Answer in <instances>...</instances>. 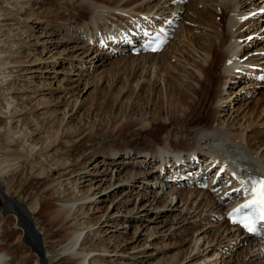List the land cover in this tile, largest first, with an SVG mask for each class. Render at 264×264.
Here are the masks:
<instances>
[{
  "label": "rangeland",
  "instance_id": "rangeland-1",
  "mask_svg": "<svg viewBox=\"0 0 264 264\" xmlns=\"http://www.w3.org/2000/svg\"><path fill=\"white\" fill-rule=\"evenodd\" d=\"M148 2L150 7L156 0L153 2L152 0H147V3H143L138 10L141 9L140 12L149 11L148 5H146ZM77 3L74 2L73 4L76 5ZM94 3L96 2L94 1ZM96 4L100 5L101 3L97 2ZM0 5L2 6L0 10L7 8L8 12L7 21L4 22L7 25L1 24L0 26V38H10L14 41V45L10 43L6 47L8 54L11 46V57L9 59L11 63L7 66L11 68L8 70H13V72L11 71L12 74L8 76L9 80L6 81L9 83L8 85L13 84L8 95L9 97L11 96L9 101L15 98L21 104V109L18 108L19 115H15L12 121L13 124L15 125L17 123L16 120L21 117V122L23 121L21 126L25 123L30 125L32 123L31 118H36L39 122L46 125L48 123L47 118H49L51 112H54L59 119L57 124L60 120H64V122H68L70 128L75 127L74 134H66L60 141L58 140V143L55 144L50 152L42 155L47 163L52 165V162L56 159L57 161L68 159L71 167H82L84 164L88 166L92 162L93 166H100L102 169L104 167L102 162L112 157L108 156L111 151L121 150L122 160L126 153L136 154L139 149H156V151H159L158 147L164 146L161 140L165 142L172 141L165 134L167 129L172 126L168 124L170 121L166 124L163 123L166 121L164 119L167 111L166 102L170 96L168 82L178 87L190 82L191 77H188L184 71L192 70L195 73L193 63H202L200 61V49L196 48V46L193 49L190 47L191 44H187L185 39L177 40L178 38L176 37L180 34L182 26L189 27V33L196 37L197 43L203 42L207 44L206 36L202 35L205 31V25L201 26L191 23L189 18L184 15L186 5L182 9L184 11V22L180 21L178 31L175 33L176 36H174L166 50L167 52L165 51L166 53L164 54L166 55L165 58L167 57V61L171 62V65L169 67H158L157 64L161 62V57L146 58V66L143 69L141 68L143 71L139 69L130 71V68L121 66L124 62H126V65L129 64L134 56H104L101 51L96 50L91 44L77 40L79 26L86 22L89 16L78 14L73 9L74 5L70 6L67 0H0ZM20 5H22L21 8ZM169 6H171L170 3ZM201 7L202 4L198 5V9ZM103 10L106 14L107 8H103ZM153 10H155L156 14H159L157 6ZM99 11L102 12L101 9ZM120 11L122 9L117 12ZM243 11V13L246 12V10ZM33 14L39 15L37 21L34 20ZM170 14V12L166 13L167 16ZM27 15L29 16L28 18ZM185 18L188 20H185ZM263 21L264 19L259 23L260 26L258 28L255 27L257 25L253 22L249 21L248 24L250 26L254 24L253 27L259 29ZM211 24L208 25L209 28ZM227 25L228 22L226 23ZM9 27L12 29L9 30ZM117 28L116 30H118ZM244 29L246 30V28L241 30L245 34ZM249 31L253 32L249 36L258 34L255 29ZM208 33L212 34L213 30L208 31ZM259 33L258 37L260 38L256 39L255 36V39L248 40L249 44L252 45L251 47L245 43L246 41L241 43L242 46L246 44L243 46L245 49L249 47L247 51L243 50L242 54H240L242 58L245 53L243 57L244 63H241V66L245 65V76L248 78L243 77L244 75L242 74L241 76L246 78V80H239L241 77H234L233 75L227 80L225 90L222 92L226 102L223 103V107L218 113V120L222 126H225L228 122L234 128H244L245 125L252 122V117L259 112L260 108L259 104H257L253 115L245 113L247 109L249 112L253 111L257 98L264 95V86H256L257 74L261 73L264 66L260 67L261 71L251 68L254 65L255 67L260 66V59L257 57L264 54L262 53L263 51H260L257 57H253L258 52L257 49L254 50L255 45L264 41L262 39L264 31ZM7 34H10V36H6ZM250 38L252 37L247 39ZM243 39L245 38H241L240 42ZM254 52L256 53L254 54ZM12 53L14 54L12 55ZM246 57L252 58L255 62L246 63V61H249ZM228 60L229 58H227ZM117 61H119V64ZM154 62H157V64ZM117 67L119 68L118 70ZM213 68L211 69V74L218 72L216 71V64ZM235 78L237 80L234 82ZM248 83H254L255 86L253 84L248 85ZM258 85L261 84L259 83ZM6 88L1 83V98ZM209 89L211 90L207 92L206 89L200 91L199 104L201 108L209 109L206 104L213 101V98H207V95H212L215 90L212 87ZM158 101H160L161 115H164L162 116L163 129H159L156 132L160 128L158 123L152 125L153 127L156 125V129H151L150 126L140 129L141 125L153 120V114L157 109L155 103H158ZM193 110L194 107H191L189 111ZM263 115L264 112L260 115L261 117H258V120H261L262 117L264 118ZM141 119L143 124L139 125L140 123H137V121ZM185 119H181V122L185 121ZM0 124L3 123L0 122ZM17 125L20 126V123ZM30 128L32 127L30 126ZM184 135L188 140L194 142V137L196 136L191 133ZM33 138L34 142H39L42 139V134L34 133ZM253 141H251V144ZM202 144L209 145V143L204 142ZM14 145L11 146L13 148L11 161H18V163L11 165V170L3 180L6 182L10 198L17 204L29 207V205H35L44 199V195L39 194L37 191L43 185L44 179L37 176V174L40 170L44 171L46 167H43L42 163H34L33 160L31 161L32 164L30 161L28 162L24 154L16 149L18 144ZM263 147H261V150L264 149ZM130 160L132 159L130 158ZM123 161L126 160L124 159ZM113 165L117 166L116 164ZM133 165L136 164L133 163ZM118 166H120L119 175L120 172H129V169H131L133 172L144 171L146 176L149 174L146 171H150L153 168V165H141L132 169V164L129 163L125 165L118 164ZM76 177H80V175ZM136 178H132L133 181L129 183V188L122 186L110 192L116 187L114 185L106 193L96 195L98 199L103 201L99 200L98 202L96 200L91 205L87 202L82 204L85 206L83 212H85L86 216L81 221H84L85 226L93 225L91 230L87 231L85 229L83 235L91 234L89 238L98 239L92 242V247L97 249V251L91 254V256L95 254L94 258L97 264H126L125 261L129 259V256L136 257L138 262H140L139 264H174L178 260L180 261L179 264H188L192 256V261L196 260L195 262H198V264H264V252L254 257L251 262L247 261V243L251 242L250 239V241L247 239L244 245L237 248L233 246L238 240L234 236L230 237V233L225 230V225H222V220H220L219 211L209 210L212 208V205L208 203L210 195L203 197V202L206 205L203 203L197 207L193 212L196 216L191 217L190 220H183L179 225L172 226V221L181 220L182 216L184 217L188 211L191 212L194 209L192 204H190L192 208L189 210V199L186 204H183L185 200L181 201L180 199L187 197L191 192L197 194L198 190L183 189L180 190L181 193H175L172 186H163L161 188L162 181L152 185L151 188L145 189L137 184L138 182H134ZM73 179H75L74 176L72 177ZM79 182L78 178V186H82V189L87 188L84 185L86 182ZM71 184L69 185L71 186ZM138 194H145V199L140 200V195ZM209 194H212L215 198L217 197L214 192ZM155 195L164 196L161 198L162 203H155V199H153ZM127 201L129 203H126ZM170 201H172V208L168 206ZM115 203L118 204V207L114 209V217L117 216V218L113 222L114 226L110 227L102 221L105 218V207L107 205L113 206ZM153 206L157 208L154 209ZM133 207H135L133 212L126 213ZM142 207L150 211L147 214L153 218V221H147L145 216H143V219H139L140 208ZM199 211L200 215L197 216ZM11 213L7 203L0 195V217L9 219L8 225H11V220H13V213ZM193 214L191 213V215ZM101 215L103 217L99 219ZM187 216H189V213ZM33 222L35 225L37 224V230L40 229L41 237H47L51 234L54 236L62 234L59 228H54L53 225L46 223L43 213L34 215ZM146 222L149 223L150 229L155 232L151 237L148 236V232L142 229V224ZM112 228L116 230L113 232ZM111 234L113 236H110ZM15 238L16 234L12 235L11 231H9L6 236L7 244L15 241ZM24 240L30 246V240L27 237ZM145 242L146 245L144 244ZM149 243H152V246H148ZM134 247L136 248L134 249ZM143 248H146L145 250L149 252H154V254L152 256L148 255V252H143ZM158 248L161 249L158 251ZM101 249L109 250L107 257H96L99 253H102ZM111 250L112 252H110ZM156 251L157 253L155 254ZM104 253L107 254V252L102 254ZM185 254L187 256L184 258ZM257 259L259 261L254 263ZM41 260L40 264H65L60 255L51 258L44 253Z\"/></svg>",
  "mask_w": 264,
  "mask_h": 264
},
{
  "label": "bare ground",
  "instance_id": "bare-ground-1",
  "mask_svg": "<svg viewBox=\"0 0 264 264\" xmlns=\"http://www.w3.org/2000/svg\"><path fill=\"white\" fill-rule=\"evenodd\" d=\"M67 1L68 4L70 3V6L74 5V2H78L73 7L74 11H76L78 14H85V16H89V21L86 24H83L82 27H85L87 25L89 27H94L99 20H105L110 16H119L121 18L128 16L130 18H128L127 21L131 22L134 25L137 22H141L140 18H137L138 13L135 12H140L141 9L138 10V8L142 7L143 3H147V0ZM94 1L101 4L98 5L94 3ZM153 1L155 0H152V2ZM262 1L263 0H156V2L150 7L149 2L148 4H146L148 5L149 11L153 10V8L157 6V11H159V9L162 10H160V13H165V11L167 10V12H170L171 14H177L176 17H178V19L182 18V20L184 19L183 16L186 15L191 23H195L201 26L205 25V31L204 33H202V35L206 36L205 40L207 41V44L203 42L197 43L196 37L193 34L189 33V27H180V34L176 37L178 38L177 40H182V38L185 39L187 41V44H191L190 47H192L193 49H195L194 46L200 49V61L202 63H193L195 67V73L192 70H183L184 72H186L188 77H191L190 82L182 84L181 87H178L177 85L175 86V84L173 86L171 82H168L170 96L168 101L166 100V116L161 115V107L159 108L160 101H158V103H155L157 109L153 114V120L147 121V123L144 125H141L143 124L142 119L140 121H137V123L139 122V125H141L140 129L146 126H150L151 129H156L157 126L154 125L153 127L152 125L158 123L160 125V128H158L156 132H158L159 129H163L164 124L170 121V123L168 124L172 126L167 129L165 134L172 141L165 142L164 140H161L164 146H159V151H156V149H139L137 150L136 154L126 153L125 157H122V160L120 155L121 150L111 151L108 153V156L112 157L102 162L104 164V167H102V169L100 168V166H93L92 162H90L88 166L84 164V166L82 167H71V163L68 159H64V161H57L56 159L54 162H52V165L46 162L45 157L42 155L50 152L54 148L55 144L58 143V140L60 141V139L66 136V134H74L75 129V127L70 128L68 122H64V120H60L57 124V121L59 119L57 116H55L54 112H51L49 118H47L48 123L46 125L39 122L36 118H31L32 123L30 125H27L25 123L21 126L23 121L21 122L22 118L20 116V118L16 120L17 123L15 125L13 124L12 121L15 115H19L18 108L21 109V104H19L17 102L18 100H15V98H13L12 101H9L11 96L9 97L8 95L9 92H11V85L13 84L8 85L9 83L6 81L9 80L8 76L12 74L11 71L13 72V70H8L11 68L7 66L11 63L9 60L11 57V46L9 48L8 54L6 47L10 43L13 44L14 41H12L10 38H0V87L1 83L7 87L3 91L4 94L2 93V98L0 97V122L3 123L0 124V195L2 196L5 203H7L8 209H10L13 213V220H11V225H8L9 219L7 220L0 217V264H40L44 253L51 258H55L60 255L62 261L65 264H97L94 258L95 254H93L92 256L91 254L97 251V249H94L92 247V242L98 239L89 238V235L91 234H88L87 236L83 235L85 229L89 231L91 230V227L93 225L85 226L84 221H81L86 216L85 212H83L85 206H83L82 204L87 202L91 205V203H94V201L96 200H98L99 202L100 199H98L96 195L106 193L111 186L116 185V187L110 190V192L122 186H127V188H129V183L133 181V177H137L134 182H138L137 184L145 189H147L148 187L151 188L152 185L161 182L160 173H158V170L156 169L159 167V162L157 159L162 155L166 157L168 154H173L174 152L188 154L190 153V151H193L198 157L206 158L208 154L219 156L220 152L222 151L223 156H227L234 164L242 166L249 175H256L261 170H264V149L261 150V147L264 146V118L262 117L261 120H258V117L264 112V95L257 98L253 111L249 112L248 109L247 111H245V113L253 115L254 111L256 110V105L259 104L260 109L258 114L256 116H253L252 122H249L248 125H245L244 128H234L233 125L228 122L225 126H222V124H220L218 120V113L220 112V109H222L223 103L226 102L224 101L222 92L223 90H225V86L227 85L226 83L229 77L232 75L234 77L239 76L241 77L239 80H246V78H243L246 77V72L244 71L245 65L243 67L241 66V63H244L243 57L245 53L241 58L240 54H242L244 49L241 52V42L239 39L242 36L245 37L248 36V34L253 33L249 30H251L254 25L250 26L248 24L249 21H252L254 24H256L257 26L255 27L258 28V26H260L259 23L264 19V15L261 14L249 17L246 21L244 20L245 14L243 13V10L252 12L253 7L259 6ZM169 3L171 4V6H169ZM200 4H202V7L198 9V5ZM21 6L22 5H20V8ZM1 7L2 6L0 5V9ZM184 7L185 13L184 15L180 16V14H183L184 12L182 10ZM103 8H107V14H104ZM99 9H101L102 12H100ZM119 9H122V11L117 12ZM233 13H235V15H233ZM171 14L168 16H171ZM7 15V8L4 10H0V26L1 24L7 25L6 23H4L7 21ZM33 15L35 17L34 20L37 21L39 19V15ZM28 17L29 16L27 15V18ZM185 20L188 19L185 18ZM227 22L228 25L226 26ZM210 23L212 24L209 28L208 25H210ZM120 25L117 26L119 28L116 27L118 30H116L115 28L113 31H110L111 36H117L122 31L127 30L131 26L124 24ZM242 28H246V30L244 29L245 34L242 33ZM8 29L10 30L12 28L9 27ZM206 29L208 31L213 30V33L209 34ZM258 30L264 31V21ZM6 36H10V34H7ZM262 37V39H264V33ZM169 44L160 53H149L140 56L137 55L136 57L134 56L132 58L129 64L126 65V62H124L121 66L130 68V71H134L135 69L142 70L146 66V58L161 57V62L159 64H157V62L154 63H156L158 67H169L171 65V62L167 61V57L165 58L166 55H164L167 52V47L170 46ZM260 51H263L262 53H264V46L260 47ZM13 54L14 53H12V55ZM129 57L131 56L129 55ZM227 58H229L228 61ZM257 58L260 59V66L255 67L254 65L251 66V68H255L256 70L261 71L260 67L264 66V54ZM247 59H249V57ZM119 61H117L118 64ZM253 61L254 60L250 58L249 61H246V63H253ZM215 64L216 71L218 72H214L215 74H211V69L213 68V66H215ZM255 64L257 65V63ZM118 69L119 68L117 67V70ZM207 74H209L210 76ZM242 74L244 75L243 77L241 76ZM258 76H262L264 78V69H262L261 73L257 74V77ZM257 77L256 79H258ZM236 80L237 78H235L233 81L235 82ZM256 82L258 85V80H256ZM252 84L254 85V83ZM252 84L248 83V85ZM260 86H264V84H261ZM210 87H212L215 91L212 93V95H207V98L211 97L213 98V101L211 100L212 102H208L206 104V107H208L209 109L201 108L199 104V97L201 95L200 91L206 89L207 92L208 90H211L209 89ZM191 107H194L193 111H189ZM162 116H164V119L166 120L165 122H163L164 124L162 123ZM183 118L186 119L185 121L181 122V119ZM245 121L247 122V120ZM19 123L20 126L17 125ZM30 126L32 128H30ZM34 133L42 134V139L39 142L33 141ZM187 133H191L193 134V136H196L194 137V142L186 138L184 134ZM210 139L212 140L210 141ZM252 140L254 141L251 144ZM203 142L209 143V145L206 146L205 144H202ZM14 144H18L16 149L24 154L28 162L30 161V163L32 164L31 161L33 160L34 163H42L43 167H46L44 171L40 170L38 174L36 173L37 176H40L44 179V183L42 182L43 185L40 186L37 190L39 194L44 195V199L42 198L43 200H41L39 203H36L35 205H29V207H24L23 205L17 204L10 198L6 182L5 180H3V178H5L7 173L11 170V165L18 163V161H11V153H13V148H11V146H13ZM117 155L118 157L116 158ZM132 155L133 157H131ZM130 158L132 160H130ZM124 159L126 161H123ZM155 160L156 163L154 164V170L152 168V170L146 171L149 173L146 176L144 171L133 172L131 169H129L130 173L128 171L120 172V175L118 173V171H120V166H118V164L125 165L126 163H129L132 164L131 168L133 169L138 168L143 164H153ZM112 163L116 164L117 166H114ZM133 163H135L136 165H133ZM78 175H80V177H76ZM73 176L75 177V179L72 180ZM78 178L80 181L79 183L86 182V184H84L87 187L86 189H82V186H78ZM70 183H72L71 186L69 185ZM165 185L168 186L169 184ZM138 195H140V200L145 199V194ZM156 195L153 197V199H155V203H162L161 198H163L164 196L161 197ZM205 195L211 196L208 200V203L212 205V208L209 210H216L219 212L224 211V206H222V201L219 200V196L215 198L207 191H199L197 194L191 192L187 197H183L180 200H185L183 204H186L189 199V210H191L190 208L192 207L190 204H192L194 208L193 211H188L187 214L189 213V216H187L186 214L184 215V217L182 216L181 220L178 219L179 221H172L171 225H179L183 220H190L191 217L196 216V214H193V212L197 209L198 206H201V204L205 203L203 202V197ZM171 202L172 201H170L168 206H171ZM126 203H129V201H127ZM156 206H153L154 209L157 208ZM115 207H118L117 203H115L113 206L107 205L105 207V218L102 222H105V224L107 223V225H109L110 227L114 226L113 222L117 218V216L114 217ZM170 208H172V206ZM134 209L135 207L129 209L128 211H126V213H131ZM149 212L150 211L145 207L140 208L139 219H143V216H145L147 221H153V218H151L150 215L147 214ZM40 213H43L45 215L46 223L53 225L54 228H59L62 234H57V236L51 234L47 237H41V231H39L40 229L37 230L38 226L33 222V216ZM191 213L193 215H191ZM199 213L200 211L198 212L197 216L200 215ZM102 217L103 215H101L99 219H101ZM175 218L176 216L174 217V220ZM220 220H223L222 225H225L224 228H226L225 230L228 231L227 233H230V237L234 236V238L238 240V242L234 241L235 243L233 244V246L237 248L241 245H244L248 238L239 234L237 232V228L227 225L224 219ZM115 228H117V226H115ZM150 228L151 227L149 226L148 222L142 224V229L148 232L149 237H151L155 233L154 230ZM115 230L116 229L112 228L113 232ZM9 231H11L12 235L16 234L15 241L11 242V244H7L6 242V236ZM110 236H113V234H111ZM25 237L30 240V246L24 242ZM144 244L146 245V242ZM148 246H152V243H149ZM136 247H134V249ZM145 249L146 248H143V252H148V255L152 256L154 254V252H149ZM159 249L161 248H158V251ZM19 250L20 252H18ZM247 250V261L251 262L254 257L261 255V253L263 254L264 240L255 239L252 237L251 242L247 243ZM100 251L102 253L107 252V254L99 253L96 256L97 258L108 256L109 250L101 249ZM110 252H112V250ZM156 253L157 251L155 252V254ZM186 256L187 254L184 255V258ZM192 257L188 261V264H198V262H195L196 260L192 261ZM258 261L259 259H257L254 263H257ZM125 262L126 264L140 263L134 256H129V259ZM179 262L180 261L178 260L174 264H179Z\"/></svg>",
  "mask_w": 264,
  "mask_h": 264
},
{
  "label": "snow or ice",
  "instance_id": "snow-or-ice-1",
  "mask_svg": "<svg viewBox=\"0 0 264 264\" xmlns=\"http://www.w3.org/2000/svg\"><path fill=\"white\" fill-rule=\"evenodd\" d=\"M238 182L240 188L235 191L238 194L243 193L245 203L229 213V216L235 217L234 223L242 224L248 232L256 234L258 230L264 229V174L250 175Z\"/></svg>",
  "mask_w": 264,
  "mask_h": 264
}]
</instances>
